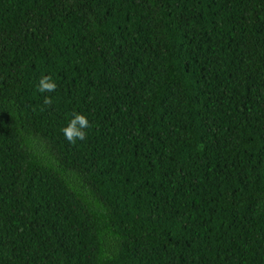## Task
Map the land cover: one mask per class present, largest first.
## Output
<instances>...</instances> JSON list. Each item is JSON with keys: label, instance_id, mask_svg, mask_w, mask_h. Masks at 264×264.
Here are the masks:
<instances>
[{"label": "trees", "instance_id": "16d2710c", "mask_svg": "<svg viewBox=\"0 0 264 264\" xmlns=\"http://www.w3.org/2000/svg\"><path fill=\"white\" fill-rule=\"evenodd\" d=\"M0 264H264V0H0Z\"/></svg>", "mask_w": 264, "mask_h": 264}, {"label": "clouds", "instance_id": "9594fccd", "mask_svg": "<svg viewBox=\"0 0 264 264\" xmlns=\"http://www.w3.org/2000/svg\"><path fill=\"white\" fill-rule=\"evenodd\" d=\"M56 83L52 80L51 76H43L39 80L37 85V91L44 92H54L56 90ZM43 103L45 105H50L52 103V98L49 96H45ZM72 119L68 122L67 126L64 127L61 131L65 136L66 140L69 143L74 144L77 139L84 140L86 138L85 129L89 128L91 125L87 119V117L80 113H73Z\"/></svg>", "mask_w": 264, "mask_h": 264}]
</instances>
